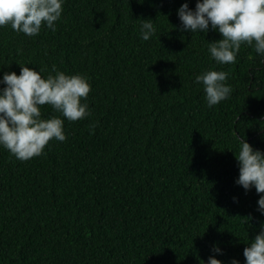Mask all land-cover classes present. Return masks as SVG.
<instances>
[{
    "label": "trees",
    "instance_id": "obj_1",
    "mask_svg": "<svg viewBox=\"0 0 264 264\" xmlns=\"http://www.w3.org/2000/svg\"><path fill=\"white\" fill-rule=\"evenodd\" d=\"M183 2L65 0L55 32L0 27V75L55 65L91 85V115L65 119L63 142L26 161L0 147V264H203L213 244L244 264L264 216L255 188L234 183L235 137L264 151V58L242 44L216 64L218 32L177 30ZM140 19H154L147 41ZM210 67L233 88L212 107L193 83Z\"/></svg>",
    "mask_w": 264,
    "mask_h": 264
},
{
    "label": "clouds",
    "instance_id": "obj_2",
    "mask_svg": "<svg viewBox=\"0 0 264 264\" xmlns=\"http://www.w3.org/2000/svg\"><path fill=\"white\" fill-rule=\"evenodd\" d=\"M65 0H0V27L10 25L12 30L28 37L39 35L42 27L56 31ZM176 14L180 25L177 30L187 33H207L209 28L220 34V39L207 41V51L218 65L236 63L241 45L254 48L264 58V0H195L189 7L188 0L181 3ZM154 19H140L139 33L147 41L156 35ZM176 27V26H174ZM8 65V64H7ZM5 65V66H7ZM28 64L0 75V147L16 159L26 161L40 156L50 140L63 142L67 137L64 120L77 121L90 116L85 102L91 91L89 78L80 73L66 74L52 66L47 76ZM228 72L209 68L195 75L193 83L201 85L208 107L227 100L233 88L226 81ZM49 105L59 115L45 118L42 107ZM95 124L90 127L94 130ZM238 152L234 154L239 174L234 183L245 192L253 187L259 194L257 211L264 216V151L254 149L245 137H235ZM236 197H233L234 202ZM245 225L253 217H246ZM243 249L244 264H264V222ZM203 264H224L217 255L222 248L213 244ZM230 264H240L233 258Z\"/></svg>",
    "mask_w": 264,
    "mask_h": 264
}]
</instances>
